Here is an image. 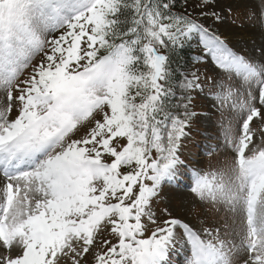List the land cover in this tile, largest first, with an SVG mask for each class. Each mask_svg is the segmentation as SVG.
I'll return each mask as SVG.
<instances>
[{
    "label": "snow or ice",
    "instance_id": "obj_1",
    "mask_svg": "<svg viewBox=\"0 0 264 264\" xmlns=\"http://www.w3.org/2000/svg\"><path fill=\"white\" fill-rule=\"evenodd\" d=\"M222 4L0 0V264H264V0ZM185 181L217 219L173 214Z\"/></svg>",
    "mask_w": 264,
    "mask_h": 264
},
{
    "label": "rangeland",
    "instance_id": "obj_2",
    "mask_svg": "<svg viewBox=\"0 0 264 264\" xmlns=\"http://www.w3.org/2000/svg\"><path fill=\"white\" fill-rule=\"evenodd\" d=\"M232 0H223V4L230 3ZM222 4V6H223ZM243 13V9L241 10ZM244 22V27H237L236 25H230L225 28V26H220L221 32L226 35L229 40L240 48L248 47L250 48L254 42L260 40V32L257 28L249 27L250 21L245 19V16L241 14L237 23ZM194 51L198 56L201 55L197 46L194 44ZM197 103L204 112H208L209 102L206 100L198 99ZM226 113V117H227ZM253 127L257 129V135H261V128H264V125L256 124L254 122ZM209 136H220L222 133L219 128V117L213 116L211 120H203L199 126V130L194 133V138L187 145V152L194 154L197 158L202 161V167L205 170H214L215 168L222 167L227 160L230 158L231 153H225L221 148L219 151L213 153L212 155H207L208 148L207 145H217L220 143L219 139H208ZM256 139V137H254ZM169 193V207L175 216L182 217L186 220L192 222H199L201 218L208 219L211 222L214 219H217L215 213L211 215L204 210V206L197 203L192 194L188 191L187 181L180 189L168 188L166 189ZM164 205L162 204L161 207ZM222 218V217H220ZM183 256H176L175 261L179 264L182 261Z\"/></svg>",
    "mask_w": 264,
    "mask_h": 264
},
{
    "label": "trees",
    "instance_id": "obj_3",
    "mask_svg": "<svg viewBox=\"0 0 264 264\" xmlns=\"http://www.w3.org/2000/svg\"><path fill=\"white\" fill-rule=\"evenodd\" d=\"M193 48L187 50V52L185 53V60L189 63H191L192 61H194V57H193Z\"/></svg>",
    "mask_w": 264,
    "mask_h": 264
}]
</instances>
